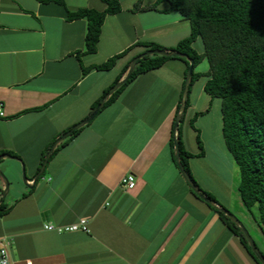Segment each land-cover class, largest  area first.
Listing matches in <instances>:
<instances>
[{
  "label": "crops",
  "instance_id": "obj_1",
  "mask_svg": "<svg viewBox=\"0 0 264 264\" xmlns=\"http://www.w3.org/2000/svg\"><path fill=\"white\" fill-rule=\"evenodd\" d=\"M120 2L122 10L103 24L97 51L83 53L88 22L69 20L68 10L102 11V0H65L66 6L0 0V154L13 152L31 184L47 145L89 117L145 50L137 43L171 48L191 33L190 21L169 11L168 2L156 9L145 8L156 0ZM199 40L194 47L203 52ZM124 51L112 69L84 72ZM200 64L196 72L207 73L209 65ZM187 69L172 57L139 75L50 159L33 188L6 203L12 208L0 216V237L12 242V264H259L217 206L192 192L174 158L171 139ZM207 80L204 75L192 87L183 140L195 179L229 209L239 202V169L223 136L222 99L206 92ZM126 175L136 179L132 190L121 185ZM84 217L89 232L45 228Z\"/></svg>",
  "mask_w": 264,
  "mask_h": 264
},
{
  "label": "trees",
  "instance_id": "obj_2",
  "mask_svg": "<svg viewBox=\"0 0 264 264\" xmlns=\"http://www.w3.org/2000/svg\"><path fill=\"white\" fill-rule=\"evenodd\" d=\"M40 1L44 3L56 2L66 6L65 0ZM102 1L107 5L106 9L102 11L95 8H80L76 11L68 10L67 18L69 20L86 19L88 22L85 37L86 48L83 53H94L97 51L102 27L107 16L122 10L120 0ZM163 2L169 3V11H178L185 19L190 21L191 33L171 48H166L150 41H142L136 45L145 48L142 53L149 50L163 49L188 54L194 61L189 97L177 131L180 161L201 193L216 201L195 179L190 166V159L193 154L186 149L183 140V124L187 110L191 105L190 93L192 87L200 77L205 75L208 77L205 84L206 92L213 98L222 99L223 136L239 169L238 193L240 199L245 208L251 212L253 207H257V221L260 225H264V0H156L153 5L145 8L156 9ZM139 6L140 2L136 4L135 9L140 8ZM198 38H201L203 42V52H199L194 47V43ZM126 52L114 55L104 63L85 67L84 72H89L93 69L110 70ZM170 58L172 57L160 54H152L140 58L129 80L110 95L103 109L115 102L124 89L139 75L161 67ZM181 59L187 62L189 68L187 59ZM204 59L209 63V70L205 74L196 72V67ZM132 61L126 65L115 83L93 104L89 116L95 112L110 89L127 75ZM181 110L182 107L179 104L177 113ZM201 114L197 113L196 116ZM194 123L195 119L192 124L197 131V140L203 150L200 131L195 127ZM83 128L84 126L60 142L56 146L52 157L65 144L76 137ZM71 129L72 127L60 133L47 145L41 158L39 170L55 140ZM174 138L175 135L173 134L171 147L175 154ZM8 154L14 156L13 152ZM45 172H43L39 180L45 175ZM192 192L194 193L193 190ZM194 194L198 196L196 193ZM11 208L4 200L0 205V216L7 213ZM217 211L224 223L240 238L250 254L261 264L253 253L240 226L234 223L220 209L217 208ZM261 253L263 254L262 251Z\"/></svg>",
  "mask_w": 264,
  "mask_h": 264
},
{
  "label": "water",
  "instance_id": "obj_3",
  "mask_svg": "<svg viewBox=\"0 0 264 264\" xmlns=\"http://www.w3.org/2000/svg\"><path fill=\"white\" fill-rule=\"evenodd\" d=\"M152 54H160V55H164V56H167V57L185 58L189 62V68H188V71H187V74H186V80H185V86H184V91H183V97H182V100H181V103H180L181 107H182V110L179 113H177L176 119H175V124H174L175 159L177 161V164L179 166V169H180L183 177L188 182V184L190 185V187L192 188L194 193H196L200 198H202L207 203H209L211 205H214V206H217V208L220 209L221 211H223L234 223H236L238 226H240L242 232L246 236V239H247L248 243L251 246V249H252L253 253L258 258V260L261 262V264H264V255L261 253V251L258 248L255 240L252 238V236L250 235L249 231L246 229L244 224L229 209L219 205L217 203V201L212 200V199L206 197L204 194H202L201 191L199 190V188L197 187L196 183L191 178V176L189 175V173L187 172V170L184 168V166L182 165V163L180 161V147H179V142L177 140V131H178V128H179V124H180V120H181V116H182L183 110H184V108L186 106L187 99L189 97L190 82L192 80L193 71H194V61H193L192 58L189 57L188 54H185V53H182V52H175V51H167V50H163V49H157V50H149V51H147L145 53H142L141 55H138L137 57H135L133 59L132 63H131V66H130V69H129L127 75L122 80L117 82L110 89V91L107 93V95L102 99V102L96 108L95 112L91 116H89L88 118H86V119L82 120L81 122L77 123L76 125H74L71 130L67 131L62 136L58 137L55 140V142L52 144L51 148L47 152V154L45 156L44 163L42 164L40 171L37 173L33 183L32 184L29 183L27 181V178L24 177L25 182L28 184V187L30 189L33 188V185L39 180V178L41 177L43 172L46 170L47 164L49 163L56 146L60 142L64 141L66 138H68L70 135H72L74 131L80 129L81 127L85 126L86 124H89L98 115V113L103 109V107L105 105V102L110 97V95L112 93H114L123 83H125V82H127L129 80V78L131 77V75H132V73H133V71H134V69H135V67L137 65L138 60L140 58L144 57V56H148V55H152ZM4 157L18 159V157H16V156H13L11 154L5 153V154H1L0 155V161ZM0 174L2 175L1 171H0ZM8 191H9V182L7 181L6 188H5V194L3 195V198L0 200V205L4 202V199H5Z\"/></svg>",
  "mask_w": 264,
  "mask_h": 264
},
{
  "label": "rangeland",
  "instance_id": "obj_4",
  "mask_svg": "<svg viewBox=\"0 0 264 264\" xmlns=\"http://www.w3.org/2000/svg\"><path fill=\"white\" fill-rule=\"evenodd\" d=\"M199 41L200 45H202V40ZM202 65H204V67L208 66V61L204 59L202 61ZM199 69L200 67L197 68V70ZM0 171L2 172V175L0 174V199H2L5 194L6 183L8 181L9 191L7 192L4 200L6 203H12L15 193H20L24 189L28 188V184L25 182L24 177H29V171L23 163H20V166H17L16 160L12 158H5V162L0 164ZM236 173L238 181L240 179V174L239 171ZM238 201L239 202L234 200L232 203L233 205L229 208V210L244 224L252 238L255 240L258 248L264 254V225H260L257 221V207H253L251 212L241 203L240 196Z\"/></svg>",
  "mask_w": 264,
  "mask_h": 264
},
{
  "label": "built area",
  "instance_id": "obj_5",
  "mask_svg": "<svg viewBox=\"0 0 264 264\" xmlns=\"http://www.w3.org/2000/svg\"><path fill=\"white\" fill-rule=\"evenodd\" d=\"M4 116H5L4 103L2 100H0V117H4ZM121 185L126 190H132L136 187L137 182L133 175H126L123 177ZM45 228L47 230H53L59 233L78 231V230H83L85 232L90 231L88 227V218L86 217L81 218L77 222L67 225L47 224ZM11 245L12 242L7 237H0V264H12L11 254H10Z\"/></svg>",
  "mask_w": 264,
  "mask_h": 264
}]
</instances>
